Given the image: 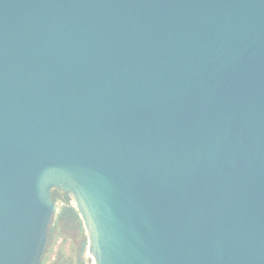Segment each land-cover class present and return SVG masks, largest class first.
Returning <instances> with one entry per match:
<instances>
[{
	"label": "water",
	"instance_id": "water-1",
	"mask_svg": "<svg viewBox=\"0 0 264 264\" xmlns=\"http://www.w3.org/2000/svg\"><path fill=\"white\" fill-rule=\"evenodd\" d=\"M53 188L93 264H264V0H0V264Z\"/></svg>",
	"mask_w": 264,
	"mask_h": 264
},
{
	"label": "rangeland",
	"instance_id": "rangeland-1",
	"mask_svg": "<svg viewBox=\"0 0 264 264\" xmlns=\"http://www.w3.org/2000/svg\"><path fill=\"white\" fill-rule=\"evenodd\" d=\"M56 202L58 204V212L62 202L60 200ZM71 204L73 205V201ZM83 236L86 237L84 229L83 234H81L74 229L60 228L46 264H50L52 261H60V264H93L86 247L83 253L80 250Z\"/></svg>",
	"mask_w": 264,
	"mask_h": 264
},
{
	"label": "trees",
	"instance_id": "trees-1",
	"mask_svg": "<svg viewBox=\"0 0 264 264\" xmlns=\"http://www.w3.org/2000/svg\"><path fill=\"white\" fill-rule=\"evenodd\" d=\"M52 199L54 201L60 200L62 205L58 212L55 213L51 224L49 226L47 242L45 245L44 252L41 257V264H45L48 260L49 253L52 251L53 244L58 236L60 228H70L76 230L78 233L83 234L82 221L78 215V212L71 204L72 199L64 194H59L56 189L51 190ZM86 247V237L83 236L81 244V252L83 253Z\"/></svg>",
	"mask_w": 264,
	"mask_h": 264
},
{
	"label": "flooded vegetation",
	"instance_id": "flooded-vegetation-1",
	"mask_svg": "<svg viewBox=\"0 0 264 264\" xmlns=\"http://www.w3.org/2000/svg\"><path fill=\"white\" fill-rule=\"evenodd\" d=\"M53 189H56V192L57 193H59L60 195L61 194H64V195H66L61 189H59V188H53ZM67 196V195H66ZM59 260V259H58ZM47 262V261H46ZM46 264V263H45ZM50 264H60V261H52Z\"/></svg>",
	"mask_w": 264,
	"mask_h": 264
}]
</instances>
